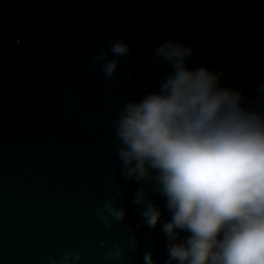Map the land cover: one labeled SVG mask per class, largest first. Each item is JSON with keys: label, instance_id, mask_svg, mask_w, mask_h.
Wrapping results in <instances>:
<instances>
[{"label": "water", "instance_id": "1", "mask_svg": "<svg viewBox=\"0 0 264 264\" xmlns=\"http://www.w3.org/2000/svg\"><path fill=\"white\" fill-rule=\"evenodd\" d=\"M110 34L133 45L118 80L89 66ZM168 36L195 41L193 65L225 66L228 83L255 95L264 0H0V264H47L68 248L85 252L79 264H101V240L126 241L137 184L115 175L113 119L156 87L164 66L151 48ZM120 184L129 214L105 231L95 208ZM137 231L143 245L125 264H141L146 247L164 264L158 230Z\"/></svg>", "mask_w": 264, "mask_h": 264}, {"label": "clouds", "instance_id": "2", "mask_svg": "<svg viewBox=\"0 0 264 264\" xmlns=\"http://www.w3.org/2000/svg\"><path fill=\"white\" fill-rule=\"evenodd\" d=\"M132 46L107 35L89 66L118 80ZM195 49V41L160 38L151 48L154 64L164 66L156 87L129 96L113 119L115 175L136 182L128 203L138 219L125 225V242H99L101 264H125L143 245L142 227L160 233L164 264H264V77L248 95L228 83L225 66L193 65ZM125 189L114 187L96 205L105 231L129 214L128 203H118ZM84 258L81 249L68 248L47 264ZM141 264L161 262L146 247Z\"/></svg>", "mask_w": 264, "mask_h": 264}]
</instances>
